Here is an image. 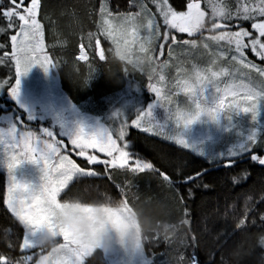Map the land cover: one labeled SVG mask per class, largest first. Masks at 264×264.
Masks as SVG:
<instances>
[{"label": "trees", "instance_id": "1", "mask_svg": "<svg viewBox=\"0 0 264 264\" xmlns=\"http://www.w3.org/2000/svg\"><path fill=\"white\" fill-rule=\"evenodd\" d=\"M29 2L30 0H25V5ZM187 2L188 0H169V4L177 11H186ZM140 3H146L149 9L155 11L151 0H41L39 20L44 28L46 53L56 65L54 71L58 75L61 90L83 112L97 117L106 115L110 111L112 99L118 97L128 85L138 87L144 91L146 97L150 96L147 87L148 71L135 70L132 64H127L124 60L113 62L115 46L111 40L102 35L98 37L99 48L95 47L97 27L101 20V5H106L107 10L116 15L138 12L137 5ZM204 9L210 12L206 5ZM157 20L159 21L158 15ZM159 22L162 25V21ZM6 23L0 18V27H6ZM227 23L229 29L233 31L238 30L237 24L241 26L243 23L248 31L256 34L251 28V20L245 22L233 20ZM15 31L8 29L4 32L6 34L3 35L2 41L6 44V48L0 51V54L11 53L10 36L15 34ZM89 33L94 37L92 46H89ZM175 35L178 39H195L198 42L196 48L173 45L171 57L168 55L166 44L163 54L156 57L160 62L167 61L168 67L158 68L157 72L164 76V86L176 92L172 84L177 76V66L190 70L193 65L199 68L207 67L208 62L213 58L210 53L218 52L220 49L213 41L205 39L210 35L207 30L204 32V37L199 34L194 37L182 33ZM203 43H207L209 48H203ZM81 47L90 57L86 62L79 60ZM98 51L104 52V61L99 59ZM246 54L251 62L264 67V61L257 59L251 52L248 54L246 51ZM140 55L142 54L137 47L133 54L134 61ZM219 63L228 68L230 73L240 71L260 79L255 71L233 65L230 60H222ZM89 64L96 66L97 70L85 84ZM153 78L157 79L158 75L154 74ZM147 98L145 104L149 101L147 104L149 105L151 98ZM173 98L177 101L175 104L185 103V99H181L180 96L175 95ZM236 121L242 123V120ZM128 140H130V155L150 162L158 168L157 171H145L130 177L132 186L128 194L135 193L139 196L145 209L153 214L159 212L160 204H165L173 213V217L179 214L189 221L188 227L191 229V234L197 238V246H190L184 254L193 261V264H222L224 249L239 243L244 232L250 234L264 232V219H262L264 218V163L253 159V154L264 158V144L261 147L254 146L249 153L228 159L202 156L179 146L173 140L148 134L134 127L128 128ZM232 142V137H227L221 149L226 150L227 146L233 145ZM218 151H220L219 147ZM78 162L101 175L77 177L62 199L80 194L92 200L100 197L104 192L120 199H129V195H121L119 188L116 187V184L124 180L121 171L109 169L112 175V179H109V173L104 171L102 164L90 165L82 157ZM161 172L168 175L170 180L164 181ZM6 183L5 174L0 172V254L15 259L25 254L18 247L22 243L23 226L4 202ZM248 202L252 203V208L247 214L245 229L237 230L238 221L244 216L243 208ZM9 244L12 245L11 248L8 247ZM261 252H264V249L257 248L256 255ZM145 256L151 260L148 264H170L172 250L165 244L159 243L150 246ZM98 262L107 264L104 253L97 252L87 260L86 264H98ZM245 264H255V260L250 258Z\"/></svg>", "mask_w": 264, "mask_h": 264}, {"label": "snow or ice", "instance_id": "2", "mask_svg": "<svg viewBox=\"0 0 264 264\" xmlns=\"http://www.w3.org/2000/svg\"><path fill=\"white\" fill-rule=\"evenodd\" d=\"M151 3L155 6L154 12L149 9L146 3H140L137 5L138 12L116 15L109 12L106 5H101V20L97 27L95 47L99 48L98 37L102 35L112 41L121 60H127L129 64L133 62L129 56L133 46H137L142 55H150L155 63L152 65V69L147 72L149 81L147 87L155 93L158 100L168 107L176 92L165 91L162 87L157 86V84H162L165 79L157 72V69L168 67V63L167 61L160 62L156 57L163 54L166 44L169 57L173 54V45L189 48L198 46L197 40L178 39L175 33L187 34L188 37L199 34L204 37V32L207 30L210 35L205 39L213 41L220 50L210 53L213 58L210 59L207 67L199 68L193 65L191 71H186L177 66V76L172 88H179L186 92L191 104L194 105V111L187 114L177 107L174 111L177 126L181 124L187 126L204 113L215 120L221 110L229 113L235 111L250 114L252 121L256 122L261 111H264V67L248 60L245 56V49L250 48L256 57L264 61V0H252L251 5L245 3L237 4L234 7L221 2V0H206L207 9H210V12L202 9L201 0H188L186 11H177L169 4V0H151ZM40 9L41 0H30L26 5L25 0H0V18L7 22L6 27H0V33H4L8 29L16 30L15 34L10 37L11 59L8 61L9 64L14 63L15 66L14 82H0V89H3L7 84L10 96L14 99L19 95L20 78L26 75L32 67L39 66L46 73L50 68L56 67L44 51V28L37 18ZM157 15L159 21H162V25L157 20ZM234 19L251 20V28L256 30V34H252L243 27L238 31L230 30L227 22ZM206 20L212 21L214 27L211 30L202 27ZM162 27L163 30H161ZM93 38V34L89 33V46H92ZM202 46L205 49L209 48L207 43H203ZM3 47L4 45L0 44V48ZM3 55L7 57L9 54L5 52ZM79 59H88L83 47L80 49ZM99 59L105 60L103 51L99 52ZM222 60H230L233 65L255 71L261 79L258 83L252 80H249L248 83L234 81L221 88L218 83L219 77L235 75L219 63ZM0 63H4L3 58H0ZM96 70V66L89 64V73L85 84L93 77ZM154 74L158 75L156 84L152 82ZM207 84H212L219 94L214 109L205 107L201 100L197 99V90L202 94L204 86ZM150 115V112L145 113L132 121L130 125L122 127L116 135L89 133L83 126L71 135L58 134L60 137L67 138L72 149L66 148L64 140L56 139L54 131L40 129L41 135H38L31 129L18 130L15 122L0 126V162L5 165L8 173L7 197L4 202L19 224L23 226L22 243L18 247L22 253H25L15 259L0 254V264H37L42 254L38 255L35 260L33 259L35 253L27 254L29 250L36 249L30 240L29 218L50 216L53 209L59 206L61 200H58V196L69 185V182L73 181L74 177L101 175L78 165L75 160L70 158L71 150L78 149L76 154L84 157L88 164H102L104 171L109 173V179H112L109 169L121 171L124 174V180L116 184V187L119 188L121 195L127 196L132 186L130 177L141 172L157 171L158 169L152 163L130 155L126 139L129 127L152 132L154 135L175 141L183 148L188 147L178 135L169 136L151 125ZM17 119L19 117L15 118V120ZM27 119L31 121L30 117ZM252 143L255 144L257 141L253 139ZM88 149L103 153L106 158L101 160L96 155L88 154ZM249 150L251 151V149ZM253 159L256 162L264 163V158L258 155L253 154ZM25 161L42 162L43 176L39 188H33L29 184L16 180L15 171ZM161 176L166 182L170 180V177L164 172H161ZM124 200L126 204L130 205L129 199ZM185 215H187L186 212ZM247 219V216L240 218L237 227L245 225ZM61 238L65 241L68 240V237L63 233ZM8 247L11 248L12 245L9 244ZM74 255L75 261L68 259L63 264H85L86 249ZM51 264H61V262L53 259Z\"/></svg>", "mask_w": 264, "mask_h": 264}, {"label": "rangeland", "instance_id": "3", "mask_svg": "<svg viewBox=\"0 0 264 264\" xmlns=\"http://www.w3.org/2000/svg\"><path fill=\"white\" fill-rule=\"evenodd\" d=\"M221 2L234 7L237 4L245 3L251 5L252 0H228L227 2L221 0ZM204 5H206V0L205 2L201 0L202 9H204ZM37 18L39 19V15ZM243 21L245 22V20ZM237 25L238 30L243 27L248 31L245 24L241 23V26L239 24ZM254 31L256 30L254 29ZM4 34L6 33H0V44L4 45L3 48H0V51L6 48V44L2 41ZM136 48L137 46H133L132 51L129 54L133 61V54ZM44 51L46 52L45 42ZM246 51L249 54L251 49H245V56L248 59ZM8 54L7 57L0 54V58H3L4 60V63H0V82H14L15 66L14 63L9 64L8 61L11 59V53ZM252 54L255 55L254 53ZM256 58L259 59L258 57ZM79 60L81 62H86V60L83 59ZM124 61L127 62V60ZM127 64L129 63L127 62ZM12 66L14 67L13 70ZM54 69V67L50 68L46 73L39 66L32 67L26 75L20 78L19 95L15 99L10 96V90L7 84H5L3 89H0V126L9 125L12 122H15L18 130L22 131L27 128L31 129L38 135H41L40 129L54 131V133H56V139L64 140L66 148L72 149L67 138L60 137L58 134L71 135L74 134L79 127L83 126L89 133L116 135L122 127L130 125L132 121H135L145 113L150 112L151 115L149 120L151 125L160 128V130L170 136L175 137L178 135L188 145L185 149L193 150L202 156H217L219 158L225 157L231 159L251 152L254 149V146L261 147L264 144V111H261L256 122L252 121L250 114L242 112L237 113L235 111L229 113L224 112L225 110H221L222 112L218 113L215 120L204 113L187 126L183 124L177 126L174 118V111L177 107L182 109L189 104L188 94L179 88H176V95L180 96L181 99H185V103L183 105H181L180 102L175 104L177 101L172 96L171 105L166 107L162 101L158 100L155 93L150 90L148 91L150 96L147 97H149V99L151 98V101L149 105H147L149 101L145 104V101L148 98L145 96L144 91L138 87L128 85L118 97L112 99L113 102L110 105V111L106 115L102 117L90 115L75 106L70 97L61 90L60 81ZM184 70L191 71L187 68ZM239 72L240 71L232 72L235 73L234 76L228 75L219 77L218 83L220 84V87L224 88L226 84H232L234 81L236 83H248L249 80H252L258 83L261 79ZM157 79L153 78L154 84L157 83ZM163 83H165V79L162 84H157V86L162 87L165 91H170L168 86H164ZM197 99L201 100L205 107L214 109L218 102L219 94L216 92V89L212 84H207L204 86L202 94L197 90ZM192 110L194 111V105H192ZM16 117H19V119L22 117V124L19 123L18 119L15 120ZM27 117H30L31 121H29ZM236 120L241 121L242 123H238ZM146 133L153 134L152 132ZM229 136L232 137L233 145L230 147L227 146L226 150L221 149L224 140ZM126 139L128 144L127 150L130 153V140H128V134ZM253 139H255L257 143L253 144ZM218 147L220 148V151H218ZM249 149H251V151ZM87 151L88 154L96 155L101 160L106 158L105 154L96 150L88 149ZM77 152L78 149L71 150L69 152L70 158L75 160V162L81 167H84L78 162V159L81 157L76 154ZM82 159L86 160L84 157H82ZM42 167V162L32 163L25 161L16 169L15 178L18 182L29 184L33 188H39L42 184ZM0 172L4 173L6 176L7 197L8 173L2 162H0ZM76 178L77 177H74L73 181ZM73 181L69 182V185L61 192L60 196H58V200H63L62 197L64 193L68 190ZM63 234L67 236L66 233ZM33 253L36 254L33 255L34 260L38 258V255L42 254L38 249H32L27 252V254ZM104 256L107 264H148L151 262L145 254H129L119 247H114L111 252L104 254ZM89 258L90 257L85 258V264ZM99 263L100 262H98V264Z\"/></svg>", "mask_w": 264, "mask_h": 264}, {"label": "clouds", "instance_id": "4", "mask_svg": "<svg viewBox=\"0 0 264 264\" xmlns=\"http://www.w3.org/2000/svg\"><path fill=\"white\" fill-rule=\"evenodd\" d=\"M202 27L211 30L214 25L206 20ZM112 59L113 62L121 60L116 51ZM154 63L150 55H140L132 62V67L149 71ZM181 110L185 114L192 111L190 99ZM128 195L130 205L107 192L92 200L80 194L70 195L60 201L50 216L30 217V240L42 253L37 264H51L53 259L61 264L68 259L75 261L74 254L84 249L87 257L97 252L107 254L114 247L129 254H146L150 246L159 243L172 250L170 264H193L184 254L190 246H197V238L188 227L189 221L179 214L173 217L165 204H160L159 212L153 214L145 209L139 196ZM251 208V202L245 204V217ZM243 229L245 225L237 227V230ZM62 233L67 234V241L61 239ZM257 248L264 249V232H244L239 243L224 249L222 264H245L250 258L255 264H264V252L257 256Z\"/></svg>", "mask_w": 264, "mask_h": 264}, {"label": "water", "instance_id": "5", "mask_svg": "<svg viewBox=\"0 0 264 264\" xmlns=\"http://www.w3.org/2000/svg\"><path fill=\"white\" fill-rule=\"evenodd\" d=\"M21 119H22V117H20V119H18V121H19L20 124H22V123H21Z\"/></svg>", "mask_w": 264, "mask_h": 264}, {"label": "flooded vegetation", "instance_id": "6", "mask_svg": "<svg viewBox=\"0 0 264 264\" xmlns=\"http://www.w3.org/2000/svg\"><path fill=\"white\" fill-rule=\"evenodd\" d=\"M96 165H99V164H96Z\"/></svg>", "mask_w": 264, "mask_h": 264}]
</instances>
